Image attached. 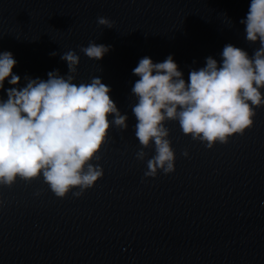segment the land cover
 I'll return each mask as SVG.
<instances>
[{"label":"water","instance_id":"95a60500","mask_svg":"<svg viewBox=\"0 0 264 264\" xmlns=\"http://www.w3.org/2000/svg\"><path fill=\"white\" fill-rule=\"evenodd\" d=\"M249 4L0 0V51L12 52L20 85L26 75L66 74L61 55L72 49L80 57L76 81L99 76L128 117L126 129L110 126L94 161L103 176L81 196L57 197L42 177L0 186V264H264V106L251 127L212 148L167 121L175 168L154 177L144 176L154 148L136 158L142 146L131 111L132 68L145 55L158 62L172 54L186 80L205 57L219 61L227 43L251 55L258 42L246 41L240 23ZM98 16L113 27L99 25ZM89 41L111 48L93 60L79 47Z\"/></svg>","mask_w":264,"mask_h":264},{"label":"clouds","instance_id":"9594fccd","mask_svg":"<svg viewBox=\"0 0 264 264\" xmlns=\"http://www.w3.org/2000/svg\"><path fill=\"white\" fill-rule=\"evenodd\" d=\"M97 23L112 28L114 21L98 16ZM240 23L246 41L258 42L251 55L227 43L219 61L205 57L203 66L189 70L187 80L172 54L158 62L145 55L132 68L138 77L131 87L134 135L142 146L136 158L144 160V149L154 148L144 176L174 171L167 121L178 122L182 133L207 148L227 143L232 134L253 125L255 109L264 106V0H250ZM79 47L88 58L99 60L111 45L89 41ZM61 59L66 74L54 69L47 79L26 75L20 85L21 77L12 71L17 63L12 52L0 51V90L6 94L0 97V186L42 177L55 196L72 192L79 197L103 176L102 166L94 161L100 159L110 126L128 127L127 113L120 112L110 98V86L99 76L76 81L78 53L69 49ZM182 154L188 156V151Z\"/></svg>","mask_w":264,"mask_h":264}]
</instances>
